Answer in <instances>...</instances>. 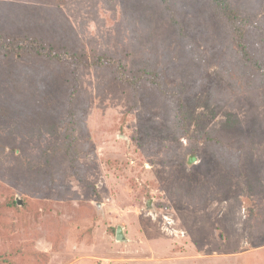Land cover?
<instances>
[{
  "label": "rangeland",
  "instance_id": "374dc122",
  "mask_svg": "<svg viewBox=\"0 0 264 264\" xmlns=\"http://www.w3.org/2000/svg\"><path fill=\"white\" fill-rule=\"evenodd\" d=\"M229 1L264 62V0ZM211 8L0 0L5 41L63 54L0 47V264H264V77Z\"/></svg>",
  "mask_w": 264,
  "mask_h": 264
},
{
  "label": "trees",
  "instance_id": "16d2710c",
  "mask_svg": "<svg viewBox=\"0 0 264 264\" xmlns=\"http://www.w3.org/2000/svg\"><path fill=\"white\" fill-rule=\"evenodd\" d=\"M209 1L212 4V8L209 10V12L213 15L214 18H216L218 21L221 22L224 29L226 27L229 34L235 37L240 54L242 55L244 60L247 63H249L252 66V68L263 78L264 62H260L254 58H251L249 56L248 51L245 48V32L246 29L249 27L246 18L234 9L232 3L229 0H209ZM4 39L3 36L0 35V47L2 49L31 51L38 56L44 55L49 60L62 61L61 55L63 54H56L50 50L49 51L43 50L42 48H40L39 44L38 45L36 44V46H32V43L30 42V44L28 45L27 44L18 45L16 44L15 38H13L12 41H5ZM70 58H73V60L76 63H78L76 65L77 67L79 66V64H81L80 62L81 57L72 54L70 55ZM101 60L102 58H99V61H94L93 62L94 65H102ZM132 74H133L132 77L130 76L127 77V75H121V79H123L125 83L129 84L137 92V94L141 93V91L143 92V89L140 86V81L142 80L148 81L149 86L147 87V90L145 92L148 93V90L153 91V89H156L159 95L162 97V99L167 103L165 104L166 110L169 111V109H171V112L173 113L172 114L173 117H175L182 126L185 125L187 118L186 116L187 110L183 102L182 96L181 94L179 95L177 94V98H175L176 104L171 105L170 100H173L175 95L173 94L172 91H169L165 88L159 72L153 70H142L140 72H137V74L135 73V71H132Z\"/></svg>",
  "mask_w": 264,
  "mask_h": 264
},
{
  "label": "water",
  "instance_id": "95a60500",
  "mask_svg": "<svg viewBox=\"0 0 264 264\" xmlns=\"http://www.w3.org/2000/svg\"><path fill=\"white\" fill-rule=\"evenodd\" d=\"M18 204L21 205V203L18 201ZM116 241L118 242H126L127 239L125 237V234H124V228L122 226H119L116 230Z\"/></svg>",
  "mask_w": 264,
  "mask_h": 264
}]
</instances>
